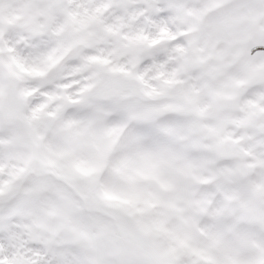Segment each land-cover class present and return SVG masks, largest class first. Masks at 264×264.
<instances>
[{
	"label": "snow or ice",
	"instance_id": "6c2138e0",
	"mask_svg": "<svg viewBox=\"0 0 264 264\" xmlns=\"http://www.w3.org/2000/svg\"><path fill=\"white\" fill-rule=\"evenodd\" d=\"M0 264H264V0H0Z\"/></svg>",
	"mask_w": 264,
	"mask_h": 264
}]
</instances>
